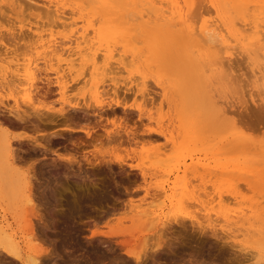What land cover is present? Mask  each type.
<instances>
[{
  "label": "rangeland",
  "instance_id": "1",
  "mask_svg": "<svg viewBox=\"0 0 264 264\" xmlns=\"http://www.w3.org/2000/svg\"><path fill=\"white\" fill-rule=\"evenodd\" d=\"M0 1V83L5 82V86L4 84L2 86L1 83L2 87H0L2 91H5L3 93L0 91V102L3 99L2 105L0 104V119H2L0 121L5 122L3 126L8 129L10 137L23 135V139H10L13 148L18 151L17 156L15 154V165L18 170L16 172L18 173L11 169V175L7 173L4 175L7 168L3 165V163L5 164L4 160L0 162V172L4 169L3 175L0 174L1 232L9 234L11 238V231H15L21 239H19L20 244L25 248L27 243L23 241L22 232L27 223L24 220L23 222L19 220L18 213L21 209L23 212L26 211V217L31 221L33 233L39 239L37 240L38 245L50 250L53 254L48 257L49 253L41 252L43 264H152L154 253L152 246L158 241H164L162 244L169 245L165 246L163 250L165 254L161 253L158 258L156 257L164 264H264V234L255 232L259 225L264 224V182L258 178L262 168L261 158L264 156V88L260 86V82L253 75L251 76L254 59H249L246 52L240 48L241 44L237 45V42L231 40L228 33L221 28L215 29L214 39L218 43L229 44V47L233 48H227L229 52L236 51L234 57L224 54L228 60L224 57L223 59L227 64H230V69L228 66L225 67L227 64H224L223 61L227 71L225 75L221 74L220 70H224V68L220 67L217 69L218 71L216 70L219 61L217 58L205 56L200 58L199 52L202 53V51L199 49L200 43H197L200 35L199 27L205 20H211V18L213 20L216 16L213 9H210L209 2L207 3L206 0H204L205 2L202 0L186 2L185 0H160L161 3L156 4V7L159 10L161 8L167 10L166 15H169L166 18H161L155 15L148 16L139 2L131 4V0H113L121 5L109 8L94 4L92 0H82V3L81 0ZM61 2L64 8L55 10L54 4ZM201 3H205L203 7ZM186 4L191 9L193 6L195 8L193 12L188 13L187 17L184 16V19L170 17L169 11L172 10V7L176 10L177 7L183 6L184 10H182L186 12L188 7ZM205 5H208L209 9L213 11L211 14L208 13L211 17L207 11L203 12V8L208 9ZM52 9L54 10L52 11ZM139 12L142 14L144 12L145 16L139 15ZM116 31L127 33L130 36H108L106 38L100 36L101 33L108 34ZM248 32L247 30L245 34H250ZM15 37L16 39H14ZM21 37L22 39H20ZM51 44L56 46V49L58 47L55 50L56 52L60 50L59 53H48L50 51L48 46ZM126 44L129 45L126 46ZM186 45L191 49L189 53L186 52ZM65 47H69L67 48L69 50ZM87 47L92 48L91 55L96 58L93 59V61L95 60L94 65L90 61L83 63L84 61L81 60L84 56L80 55H84L83 52ZM129 47H131L130 50ZM155 49H157L156 52ZM236 49L241 52L240 55L237 54ZM96 53L100 54V57L102 55L103 58H99ZM106 61L107 63H105ZM249 62L252 64H248ZM104 65L108 66L112 73L101 72L107 76H104L106 77L104 79L103 74L92 75L93 67L103 68ZM25 66L29 68L28 77L23 75L26 74L23 69ZM109 66H112V69ZM19 68L21 69L17 72L16 69ZM1 70L3 71L1 72ZM15 73H20L22 76L18 77ZM13 74L20 81L12 82L11 80L16 79L11 78ZM46 78H50L53 82L50 85L51 88L49 87L52 93L48 97H41L44 101L41 104L48 103L47 107L50 106L53 109L66 107L61 99L62 96L71 102L83 105L82 103L86 100L83 97L90 100L87 96L89 94L87 89L92 82L97 81L101 86L100 89L103 87L107 92L109 88H114V84L120 88L127 85L122 87L127 89L126 105L132 104L131 107L134 108L137 105H145L147 107L144 106L146 110H143L145 118L141 115L142 120L139 121L140 112L134 108L127 107L129 110L126 109V112H123L121 108H116L117 123H121L118 119L126 116L130 110H134L137 114L133 118L128 113L127 117L130 118L128 120L130 123L126 125L128 128L122 122L124 127L117 129L120 132L119 135L116 136L112 133L116 138L123 137L125 142L118 138L119 141H114L112 144L111 141L110 144H106L107 142L104 140L105 143L102 142V145L97 142L100 144L98 146L94 142H89L91 139H87L88 143L85 140L87 138L85 133L66 131L63 127L74 126L77 129L89 128L93 130L92 125H98L99 122L100 126L103 124L105 127L94 126L97 133L105 134V128L113 129L114 132L116 128L106 119V117L114 116L110 112L103 113L104 116L106 115L105 117H99L91 114L93 112L91 110L92 112L83 118L84 112L77 111V113H73L76 122L71 121L68 126L65 125L68 123H64V126L61 120L57 124H50L51 126L41 124L38 132L31 129L32 125L29 122H27L29 125H25L26 128L23 129L11 126L10 115L8 119L4 118L8 117L5 106L10 107L14 104V99H18L20 107H28L24 106L25 102L22 101L23 97H20V89L30 87L32 89L35 85L40 87L45 84ZM56 80L66 83L68 88L65 87L67 89H64V93L55 83ZM87 80L88 82H86ZM10 81L12 86L6 83ZM226 81H230V83H226ZM29 82H33L34 87L33 85L29 86ZM83 83L85 84L83 85ZM6 84L8 86L4 88ZM142 84L148 86L149 90L146 89V92H143L144 96L147 95L145 98L142 93L137 92L138 87ZM81 85L82 88H80ZM46 88V84L43 85V89ZM128 88L132 93L128 92ZM111 94L109 93L110 96H112ZM149 96L152 99H148ZM107 97L106 100L109 98ZM78 99H81L82 102L80 103ZM144 99H148V103ZM219 106H225L224 109L227 106L229 110H226L229 112L219 115ZM144 107L142 106V108ZM146 114H149L152 119H148ZM30 120L32 121V118ZM141 122H144L143 127L140 125ZM132 125L136 128L135 130L139 131L140 129L141 134L139 132V135L138 131L136 133L138 137L134 134ZM129 127H131L130 130ZM147 127L171 131V141L168 142L163 136L146 132ZM181 128L183 134L182 131L180 132ZM122 131L125 134H131L126 138L124 132L123 135L121 134ZM128 131L130 132L128 133ZM169 132L167 131L168 134ZM50 133H57L56 138L53 136L52 142L47 144L48 148L52 147L53 151L50 149L44 151L40 144H46V141L40 137L44 134V136H49ZM59 133L62 135H58ZM34 136H37L36 142L32 138ZM136 137L139 139L137 140ZM126 139L129 141L127 142ZM148 139H153L156 142L152 141L153 143L150 142V144L148 142L151 140ZM73 140H79L83 145L79 141V143L76 141L75 143ZM141 140L144 142L142 143ZM85 141L87 143L84 145ZM164 141L166 144L163 145ZM119 142L121 147H136L137 149H140L143 144L145 147H152L155 143L153 148H156L157 154L142 162L143 160H140L137 155L130 153L129 156H126L125 153H122L125 149L123 151L119 149L117 151L120 154L114 152L113 155L122 153L126 157V163L120 165L115 161H111V163L104 161L105 156L107 157H105L106 161L112 159L109 152L106 155L100 154L101 156L95 153L96 146L107 148L108 145L110 147ZM160 144L162 146L158 148ZM95 155L96 157H94ZM97 156L100 161H97ZM87 158L89 159L87 160ZM159 158L162 160H159L160 163ZM70 159L75 160H71V162ZM192 164H205L214 169L223 166L226 169H220L221 172L218 171L220 172H217L218 174L205 172L206 175L204 173L201 176L191 172L189 166ZM185 165L190 168L186 172ZM142 171L147 173L146 181L142 180ZM176 177H178L180 188L177 190L178 196L172 203L162 195L158 197L160 203L155 201L153 203L155 205L149 208L154 214L147 217V221H145L146 217L138 219L137 216H134L137 214V211L133 210L136 205L140 206V209L143 208L142 210L147 209L144 206H149L147 204L153 198L152 195L143 199L147 187L153 194L158 183L166 182V187L168 184L171 186V182ZM94 182L95 184H93ZM61 183L62 187L59 186ZM53 188H56L54 194ZM182 190L186 192L183 193ZM22 193L30 194L32 204L34 202L33 207L31 206L32 209L27 210L28 206L23 202ZM202 193H205V197ZM219 195L221 196L219 197ZM56 197L60 200H56ZM184 197L186 200H183ZM178 198L186 203L183 204L180 201L182 202L180 205V202L177 203ZM67 200L73 201L71 204L76 203V206L75 204L71 206ZM201 200L202 203L204 201L203 204ZM210 200L212 201L210 202ZM128 205H131V209ZM139 208L138 210H140ZM56 209L62 210V213L59 210V212H55ZM32 212L35 214H31ZM51 212L53 215L50 214ZM223 215H232L231 218L235 219L240 217L241 220L231 224L230 221L226 222L223 219ZM152 219L154 222L151 226ZM242 219L244 220L242 221ZM146 222L150 226L140 233V227H146ZM125 240L128 244L124 245ZM33 244H36L35 241ZM25 250V252L28 251L27 247ZM42 250L44 252V249ZM0 253L2 252L0 251ZM3 254H0V258H3L4 264H16L11 262V257H6ZM135 254H143L144 263L137 262L134 259ZM234 255L242 257L238 259ZM235 258L239 261H233Z\"/></svg>",
  "mask_w": 264,
  "mask_h": 264
},
{
  "label": "bare ground",
  "instance_id": "2",
  "mask_svg": "<svg viewBox=\"0 0 264 264\" xmlns=\"http://www.w3.org/2000/svg\"><path fill=\"white\" fill-rule=\"evenodd\" d=\"M8 1H10V0H8ZM93 2H94V4H98V5H100V6H102L103 8H109V7H112V6H116V5H121V4H117V3H115L113 0H92ZM132 2H131V4H135V3H137V2H139V4L141 5V7H142V9H144L145 10V14H147L148 16H150V15H155V16H157V17H161V18H166V17H168L169 15H166V12H167V10H163L162 8H161V10H159L157 7H156V4H158V3H161V2H159L160 0H131ZM186 1H188V0H185V2ZM203 2H205L204 0H202ZM207 1V3L209 2V6L211 7L210 9H213V11L215 12V18H213V20H212V18H211V20H205L203 23H202V25L199 27V40L197 39V41H199V42H197V43H200V47H199V49L202 51V53L201 52H199V54H201L200 55V58H201V56H205V57H208V58H211V57H214V58H217L219 61L217 62V64H215V65H217V68H216V70L217 69H220V67H221V69H223L224 68V64H227L225 61H224V59H226L225 58V56H224V54L225 55H227L228 54V56H233V55H235V53L234 52H236V51H234V52H229L228 50H227V48H231V47H229V44L227 45V44H222V43H218L215 39H214V32H215V29H217V28H221V30H225L227 33H228V35H229V37L231 38V40H234L235 42H237V45H238V43L239 44H241L240 46V48L241 49H243L245 52H246V54H247V57L249 58V59H254V62H252V63H254V67H253V69H252V73L253 74H251V76L253 75L254 77H255V79L258 81V82H260V86H262V88H264V0H206ZM3 2H5V0H3ZM2 2V3H3ZM0 3H1V1H0ZM9 3H13V2H9ZM78 3V2H77ZM76 3V4H77ZM81 3H82V0H81ZM83 3H85V4H87V2H84L83 1ZM163 3V2H162ZM174 3L175 4H177L175 1H174ZM189 3V2H188ZM8 4V3H7ZM129 4V3H128ZM202 4V3H201ZM205 3H203L201 6L203 7V5H204ZM9 5V4H8ZM12 5V4H11ZM29 6H31V4H28ZM178 5H179V3H178ZM187 5V4H186ZM208 5H205L206 7H208V9H204L203 8V12L204 13H206V11H207V14L208 13H210L211 14V12H213L212 10H210L209 9V6ZM10 6V5H9ZM75 6V5H74ZM78 6V5H77ZM92 6V5H91ZM170 6V5H169ZM188 7H187V9H186V12L184 11L183 12V6L182 7H177L176 8V10H174L175 8H173L172 7V10L170 9V17H172V18H175V17H178V18H183L184 16H188V13H190V12H193L194 10L193 9H195L194 8V6L192 7V9L190 8V6L189 5H187ZM201 6L199 5V8H201ZM85 7V6H84ZM54 8H55V10H57L58 11V9L60 10H62L63 8H64V6H63V4H62V2L60 3V4H54ZM198 8V9H199ZM183 9V10H182ZM54 9H52V11H53ZM101 10V9H100ZM190 10V11H189ZM201 10H202V8H201ZM209 10V11H208ZM140 13V14H139ZM138 14L139 15H144V12H143V14L141 13V12H139ZM169 14V13H168ZM206 14V15H207ZM210 14H208L209 16H210ZM137 16V15H136ZM145 16V15H144ZM211 17V16H210ZM156 18V17H155ZM128 19V18H127ZM170 19V18H169ZM184 19V18H183ZM55 22H57L56 20H55ZM65 24V23H64ZM72 24V23H71ZM73 25V24H72ZM247 30L249 31L248 33H250V34H245L246 32H247ZM223 33V32H222ZM221 33V34H222ZM11 35V34H10ZM27 35V34H26ZM21 36V35H20ZM100 36H104V37H101V38H106V37H108V36H110V37H126V36H130L129 34H127V33H123V32H111V33H105V34H103V33H101L100 34ZM12 37V36H11ZM26 37V36H25ZM78 38V37H77ZM100 38V39H101ZM14 39H16V37L14 38ZM20 39H22V37L20 38ZM19 39V40H20ZM84 39V38H83ZM25 40V39H24ZM23 40V41H24ZM189 40V39H188ZM16 41H18V40H16ZM15 41V42H16ZM19 42V41H18ZM139 42V41H138ZM196 42V41H195ZM136 43H137V41H136ZM193 43V42H192ZM191 43V44H192ZM225 43V42H224ZM16 44H17V42H16ZM19 44V43H18ZM27 44V43H26ZM30 44V43H29ZM61 44V43H60ZM236 44V43H235ZM21 45H22V47H23V44L21 43ZM129 45V44H128ZM127 44H126V46H128ZM236 45V46H237ZM19 47H20V45H18ZM24 46H26V45H24ZM16 47V46H15ZM15 47H14V49H15ZM33 47V46H32ZM190 47H191V45H190ZM28 48V47H27ZM50 48V49H49ZM61 48V47H60ZM66 48V47H65ZM67 48H69V47H67ZM66 48V49H67ZM13 49V50H14ZM22 49V48H21ZM48 49L50 50L48 53L49 54H52V53H59V51L60 50H58L57 52H56V50L58 49V47H57V49H56V46H54V45H49L48 46ZM47 49V50H48ZM56 49V50H55ZM64 49V48H63ZM92 48H89V47H87L86 49H85V51L83 52L84 53V55L83 54H81L80 56H84L83 57V59H81L82 61H84L83 63H88L89 61L90 62H92V64H93V62L95 63V60L93 61V59H96V58H93V55H91L92 53H91V50ZM131 49V47H129V50ZM231 49H233V48H231ZM25 50H26V47H25ZM62 50V49H61ZM67 50H69V49H67ZM108 50V49H107ZM186 52L187 53H189V51L191 50L189 47H188V45H186ZM238 52H237V54L239 53V55H240V51L238 50V49H236ZM80 51V50H79ZM82 51V50H81ZM80 51V52H81ZM89 51V52H88ZM157 51V49H155V52ZM231 51V50H230ZM243 51V52H244ZM46 52V51H45ZM47 53V54H48ZM75 53V52H74ZM80 54V53H79ZM96 54H98V53H96ZM236 54V55H237ZM243 54V53H242ZM241 54V55H242ZM245 53L243 54V55H246ZM62 55V54H61ZM76 55H77V53H76ZM53 56V55H52ZM78 56V55H77ZM97 56H99V58H101L102 57V55H101V57H100V54H98ZM133 56H135V55H133ZM76 57V56H75ZM109 57V56H108ZM125 57H126V55H125ZM223 57H224V59H223ZM234 57V56H233ZM244 57V56H243ZM255 57V58H254ZM74 58V57H73ZM103 58V57H102ZM137 58V57H136ZM246 58V57H245ZM259 58V59H258ZM78 59V58H77ZM107 59V58H106ZM127 59V58H126ZM222 59V60H221ZM244 59V58H243ZM102 60H104V59H102ZM102 60H100L101 62H102ZM226 60H228V59H226ZM232 60H234V59H232ZM75 61V60H74ZM107 61H108V59H107ZM107 61L105 62V63H107ZM222 61V62H221ZM225 63H224V62ZM231 61V60H230ZM235 61V60H234ZM72 62V61H71ZM76 62V61H75ZM96 62H98V60H96ZM109 62V61H108ZM220 62V63H219ZM233 62V61H232ZM112 63H113V61H112ZM207 63V61L205 62V64ZM215 63V62H214ZM224 63V64H223ZM251 63V64H252ZM108 64H110V63H108ZM114 64V63H113ZM209 64H211V63H209ZM229 64V63H228ZM226 65L225 67H227L228 66V68L230 69V64L229 65ZM248 64H250V62L248 63ZM250 64V65H251ZM23 65V64H22ZM68 65V64H67ZM71 65V64H70ZM94 65V64H93ZM103 65V64H102ZM204 67H205V65L204 64H202ZM214 65V64H213ZM17 66V65H16ZM101 66V65H100ZM100 66L98 67H93L92 69H91V73H92V75H97V74H103V73H101V72H105L106 74H110V73H112V70L111 71H109V68H108V66L106 67L105 65H104V67L103 68H100ZM208 66V65H207ZM223 66V67H222ZM230 66V67H229ZM247 66H249V65H247ZM20 67H21V65H20ZM82 67H83V64H82ZM87 67V66H86ZM102 67V66H101ZM110 67V66H109ZM112 67V66H111ZM110 67V69H112ZM4 68V67H3ZM114 68V67H113ZM119 68V67H118ZM206 68V67H205ZM204 68V70H206ZM227 68V69H228ZM6 69V68H5ZM20 69L21 68H19V69H16V71L17 72H19L20 71ZM24 70H25V72H26V74H23L24 76L26 75L27 77L29 76V74H28V70H29V68L27 67V66H25L24 68H23ZM115 69H116V67H115ZM207 69H209V67H207ZM215 69V68H214ZM250 69V68H249ZM225 70V71H224ZM224 70H220V71H222V73L221 74H223L224 73V75H225V73H226V68H224ZM232 70V69H231ZM230 70V71H231ZM3 70H1V72H2ZM15 71V72H16ZM114 71V70H113ZM116 71V70H115ZM114 71V72H115ZM218 71V70H217ZM228 72L229 74L231 73V72ZM250 71V70H249ZM117 72V71H116ZM206 72V71H205ZM58 73H59V71H58ZM218 73V72H217ZM250 73V72H249ZM216 74V73H215ZM15 75L16 76H18V77H21L22 76V74H20V73H15ZM13 77H11V78H16V79H13V80H11L12 82L14 81V83H16L15 81H17V80H19L20 81V79L18 78V77H14V74L12 75ZM103 76V79L104 78H106L107 76L106 75H102ZM104 76H106V77H104ZM232 76V75H231ZM109 77V76H108ZM209 77V76H208ZM215 77V76H214ZM226 77V76H225ZM9 78V77H8ZM110 78H111V76H110ZM113 78V77H112ZM230 78V77H229ZM102 79V80H103ZM233 79V78H232ZM231 79V80H232ZM44 80V79H43ZM111 80V79H110ZM224 80V79H223ZM226 80V79H225ZM6 81V80H5ZM9 81V80H8ZM11 81L10 82H6V83H8V85H11ZM23 81V80H22ZM106 81V80H105ZM104 81V82H105ZM211 81H212V78H211ZM211 81H209V82H211ZM3 82V81H2ZM1 82V83H2ZM85 82V81H84ZM86 82H88V80L86 81ZM99 82H100V80H99ZM213 82V81H212ZM1 83H0V87H2L3 86V84H4V86H5V82L4 83H2V86H1ZM20 83V82H19ZM18 83V84H19ZM30 83V85L29 86H31V85H33V87H34V84H33V82H29ZM44 83V82H43ZM55 83L56 84H58V86H59V89H61L62 91H63V93H64V89L66 90L68 87L64 84V83H62L61 81H59V80H56L55 81ZM78 83V82H77ZM217 83H218V81H217ZM226 83H230V81L229 82H227L226 81ZM257 83V82H256ZM13 84V83H12ZM18 84H15V85H18ZM21 84H22V82H21ZM46 84V86H47V88L46 89H43V85H45ZM45 84H43L42 86H40V87H38V86H36L35 85V87L34 88H32L31 89V87L30 88H25V89H20V91L18 90L19 88H17V90L19 91V92H21V96L20 97H23V102H25V104H24V106L26 107V106H28V107H26V108H22V107H20V105H18V103H19V101L17 102V100H15L14 99V104H12L10 107H7V106H5L6 108V111H8V117L7 116H5V114H4V118H9V115H10V117H11V126L13 125V127H21V129H23V128H26V126H28L29 124H27V122H29L32 126V128L31 129H34V131L35 130H37V132L40 130L39 128H40V126H42L41 124H43V125H46V124H48V125H50V124H52V125H54V124H57V122L59 121V120H61V122H63V125H64V123H68V124H65L66 126H68V125H70V122L72 121V122H76V121H74V119H75V117H74V112H76L77 113V111H82V113H83V118H85V117H87V115H88V113L90 112H92L91 114H95V115H98L99 117H105L104 115H103V113H106L107 114V112H110V113H112L111 115H114V116H112V118H108V117H106V119H107V121H109L110 123H112L113 124V126L116 128V131H114L113 132V129L112 130H107V128H105L106 129V133L105 134H102L103 132H100V134L99 133H97L95 130H94V128L96 127V125H92V129L93 130H90L89 128L87 129V128H81V129H77V128H75L74 126H68V127H63L66 131L67 130H70L71 132H75V131H81V132H83V133H85V135H86V137L87 138H85V140L87 141V139H91L89 142H94V144H97V146L98 145H102V142L103 143H105V142H107L106 144H110V142H111V144L114 142V141H119V139L118 138H116V137H114L113 135H112V133H114V134H116V136H118L119 135V131L117 130L118 128H121L123 125L124 126H126V125H128L127 123H130L128 120H130V118H128L127 117V114L129 113H127L126 114V116H124V117H120V119H118L119 121H121V123L123 122V125L120 123V122H116V116H115V110H116V108H121V109H123V112L125 111L126 112V109H128V108H130V109H133L134 107H131V105L130 104H128V105H126L127 103L125 102V99L128 97H126V92H127V89L125 90V88H122V87H126L127 85H123L121 88H120V86H117L116 84H114V88L112 89V88H109L108 89V92L105 90V89H103V87L100 89V84L96 81V82H92L91 84H90V87H89V89H87V91L89 90V94L87 93V92H85V93H87L88 95L87 96H89V99L90 100H88L87 98H84L83 97V95L81 94V96L83 97V99H86L85 101H84V103H82L83 105H81V104H79L78 102H71V100H68L67 98H65L64 96H62V100H63V102H64V104L66 105V107H61V108H59V109H53V108H51L50 106H46V104H48V103H46V104H41L42 103V101H43V99H41V97H48V95L50 94V93H52V90H50V85H52L53 84V82L51 81V79L50 78H46L45 79ZM85 83H83V85H84ZM103 84V83H102ZM7 84H6V87H4V88H7V86H8ZM25 85V84H24ZM87 85V84H86ZM110 85V84H109ZM139 85V84H138ZM259 85V84H258ZM12 86V85H11ZM28 86V87H29ZM104 86V85H103ZM111 86H113V85H111ZM110 86V87H111ZM162 86V85H161ZM15 88H16V86H14ZM50 87V88H49ZM65 87H67V88H65ZM79 87V86H78ZM85 87V86H84ZM132 87V86H131ZM80 88H82V85H81V87ZM148 88V86H146L145 84H142L141 86H139L138 87V90H137V92H140V93H142L143 94V98H145L147 95L145 94V96H144V93L146 92L145 90ZM13 89V88H12ZM43 89V90H42ZM86 89V88H85ZM112 89V91L111 92H109V90H111ZM123 89V90H122ZM131 89H133V88H131ZM213 89V88H212ZM6 90V89H5ZM14 90V89H13ZM79 90V89H78ZM104 90H105V92H104ZM130 90V88H128V92H130L129 91ZM148 90V89H147ZM215 90V89H214ZM264 90V89H263ZM0 91H2L1 90V88H0ZM85 91V90H84ZM132 91V90H131ZM145 91V92H144ZM149 91V90H148ZM3 92H5V91H2V93ZM10 92V91H9ZM18 92V93H19ZM83 92V91H82ZM136 92V91H135ZM144 92V93H143ZM1 93V92H0ZM6 93H7V90H6ZM77 93H79V91H77ZM109 93L112 95V96H110L109 95ZM130 93H132V92H130ZM129 93V94H130ZM148 93V92H147ZM207 93H208V91H207ZM7 95V94H6ZM86 95V94H85ZM128 95V94H127ZM148 95H149V93H148ZM214 95V94H213ZM213 95H211L212 97H213ZM217 95H219V94H217ZM5 96V95H4ZM19 96V95H18ZM110 98V100H109V98ZM215 96V95H214ZM8 97V96H7ZM86 97V96H85ZM106 97L108 98L107 100H106ZM141 97H142V95H141ZM9 98V97H8ZM142 98V99H143ZM149 98H151V96H149L148 97V99ZM1 99V98H0ZM136 99V98H135ZM148 99H144V101H146L147 103H148ZM152 99V98H151ZM206 99V98H205ZM3 100V99H2ZM2 100H1V102H2ZM11 100V99H10ZM39 100H41V101H39ZM47 100V99H46ZM79 100V99H78ZM81 100V99H80ZM79 100V101H80ZM77 101V100H76ZM86 101H88V102H86ZM143 101V100H142ZM150 101V100H149ZM1 102H0V104H1ZM44 102V101H43ZM82 101H80V103H81ZM222 102V101H221ZM145 103V102H144ZM215 103V102H214ZM142 104H143V102H142ZM142 104H140V105H142ZM146 104V103H145ZM206 104V103H205ZM216 104V103H215ZM222 104V103H221ZM2 105V104H1ZM0 105V106H1ZM113 105H115V107H113ZM214 105V104H213ZM9 106V105H8ZM143 107L145 106V105H142ZM142 106H139V105H137L134 109H136V110H138L140 113V116L138 117V119H139V121L140 120H142L141 118L145 115H143V110L145 109V107L144 108H142ZM215 106V105H214ZM229 106V105H228ZM128 107V108H127ZM220 107V106H219ZM218 107V109H219V112L220 113H218L219 115L220 114H222V115H225L227 112H229L228 110V108H227V106H226V108L224 109V107L223 106H221L220 108ZM147 108V107H146ZM217 109V107H214V109ZM226 109H228V110H226ZM4 110V109H3ZM92 110V111H91ZM129 110V109H128ZM146 110V109H145ZM150 110V109H149ZM213 110V109H212ZM233 110V109H232ZM122 111V110H121ZM130 111H132V110H130ZM134 111V110H133ZM214 111V110H213ZM234 112V111H233ZM232 112V113H233ZM109 114V113H108ZM150 114V113H149ZM147 115L148 116V119H152L151 118V116L150 115ZM76 115V114H75ZM141 115H142V117H141ZM77 116V115H76ZM91 116V115H90ZM108 116V115H107ZM146 116V117H147ZM233 116V115H232ZM2 117H3V113H2ZM89 117V116H88ZM216 117V116H215ZM3 118V119H4ZM32 118V121L30 120ZM96 118H98V117H96ZM143 118H145V117H143ZM220 118V117H219ZM78 119V118H77ZM80 119V118H79ZM90 119V118H89ZM105 119V120H106ZM0 120H2V119H0ZM63 120V121H62ZM82 120V119H81ZM216 120V119H215ZM236 120V119H235ZM6 121V120H5ZM79 121V120H78ZM84 121V120H83ZM96 121V120H95ZM9 122V121H8ZM81 122V121H80ZM79 122V123H80ZM96 122H98V121H96ZM236 122V121H235ZM5 122L4 121H0V162H1V160H4V162H5V164L3 163V165H5V167L7 168L6 170H7V172H2L4 169H2V173L0 172V174H2L3 175V173H4V175H6V173L7 174H9V175H11V169L13 170V171H18L17 170V167H16V165H15V154L17 153L18 154V151L17 150H15L14 148H13V146H12V143H11V141H10V139H12V138H14V139H17V138H22L23 139V135H21V134H19L18 136H13V137H10V135H9V131H8V129L6 128V127H4L3 126V124H4ZM59 123V122H58ZM78 123V122H77ZM142 123V122H141ZM144 123V122H143ZM140 124V125H142V127H143V125L144 124ZM61 124V123H60ZM72 124V123H71ZM76 124V123H75ZM94 124V123H93ZM139 124V123H138ZM137 124V125H138ZM9 125V124H8ZM26 125V126H25ZM64 125V126H65ZM87 125V124H86ZM98 125L100 126V124H99V122H98ZM97 125V126H98ZM146 125V124H145ZM228 125H230V124H228ZM10 126V127H11ZM51 126V125H50ZM62 126V125H61ZM101 126H104L103 124L101 125ZM100 126V127H101ZM123 126V127H124ZM130 126V125H129ZM182 126V125H181ZM185 126H187V125H185ZM9 127V128H10ZM45 129H46V127L45 126H43ZM105 127V126H104ZM103 127V128H104ZM127 127V126H126ZM132 127H133V125H132ZM141 126H139V128H140ZM141 127V128H142ZM146 127V126H145ZM128 128V127H127ZM130 128L131 127H129V130H130ZM187 128V127H186ZM30 129V128H29ZM105 129H103V130H105ZM124 129V128H123ZM133 129H134V134H136L137 133V131L138 130H135L136 128L135 127H133ZM132 129V130H133ZM147 130H146V132H148V133H151V134H156V135H160V136H163V137H165L166 138V140L169 142V141H171V137H170V132H169V130H167L168 132H169V134L167 133V131H166V129H163V128H156V129H154V128H150V127H147L146 128ZM189 129V128H188ZM191 129V128H190ZM59 130V129H58ZM119 130H121V129H119ZM125 130V129H124ZM143 130V129H142ZM55 131V130H54ZM64 131V130H63ZM95 131V135H94V132ZM136 131V132H135ZM182 131V128H181V130H180V132ZM186 131H188V130H186ZM57 132V131H56ZM124 131H122L121 132V134L123 133ZM126 132H127V130H126ZM130 131H128V133H129ZM139 132H140V129H139V131H138V134H139ZM144 132H145V130H144ZM143 132V133H144ZM145 132V133H146ZM58 133V132H57ZM57 133H55V134H51L50 133V135L48 136H42V137H40V138H42V140L43 141H46V144H40L41 146H43V148L44 149H42V150H49L50 149V151H53V149H51V148H48L49 146V143L50 142H52V139L54 138L53 136H55V138H56V135H57ZM64 133V132H63ZM144 133V134H145ZM148 133H146L147 135H148ZM186 133V132H185ZM68 134V133H67ZM118 134V135H117ZM123 134H125V132L123 133ZM122 134V135H123ZM131 134V133H130ZM129 134V135H130ZM133 134V133H132ZM140 134H141V132H140ZM139 134V135H140ZM182 134H183V131H182ZM42 135V134H41ZM58 135H62V134H58ZM70 135V134H69ZM128 134H125L124 135V137L126 136V138L129 136H127ZM137 135V134H136ZM146 135V136H147ZM83 136V135H82ZM121 136V135H120ZM132 136V135H131ZM135 136V135H134ZM143 136V135H142ZM25 137V136H24ZM28 137V136H27ZM37 137V136H36ZM35 136L34 137H32L34 140H35V142L38 140L37 138H36ZM39 137V136H38ZM65 137V136H64ZM137 137H138V135H137ZM136 137V138H137ZM148 137H150V136H148ZM162 137V138H163ZM26 138V137H25ZM59 138H60V136H59ZM71 138V137H70ZM74 138V137H73ZM80 138V137H79ZM130 138H134V137H130ZM129 138V139H130ZM157 138V137H156ZM57 139H58V137H57ZM66 139V138H65ZM69 139V138H68ZM72 139V138H71ZM76 139H78V138H76ZM122 140H123V142H125L124 140V138L122 137L121 138ZM120 139V140H121ZM139 138H137V140H138ZM142 139H143V137H142ZM18 140V139H17ZM29 140V139H28ZM30 140H32V139H30ZM39 140H41V139H39ZM64 140V139H63ZM104 140H105V142H104ZM127 140V142L129 141L128 139H126ZM148 140H151V139H148ZM157 140V139H156ZM20 141V140H19ZM54 141V140H53ZM56 142L58 141V140H55ZM72 141V140H71ZM74 141V140H73ZM77 143H79L80 141L79 140H75ZM74 141V142H75ZM79 141V142H78ZM82 141V140H81ZM84 141V140H83ZM84 142V145H85V143H87V142ZM136 141V140H135ZM152 141H155V140H151V141H147L148 143H153ZM159 141V140H158ZM75 142V143H76ZM88 142V143H89ZM100 143V144H98V143ZM122 142V141H121ZM122 142V143H123ZM130 142H132L131 140H130ZM137 142V141H136ZM135 142V143H136ZM141 142H142V140H141ZM144 142V141H143ZM142 142V143H143ZM156 142V141H155ZM32 143V142H31ZM69 143V142H68ZM71 143V142H70ZM134 143V142H133ZM141 143V144H142ZM146 143V142H145ZM147 143V144H148ZM150 143V144H151ZM164 143L166 144V142L164 141L162 144L164 145ZM48 144V145H47ZM63 144H65V143H63ZM80 144H82V142H80ZM90 144H92V143H90ZM119 144V145H118ZM125 144V143H124ZM123 144V145H124ZM147 144H145V145H147ZM155 144V143H154ZM153 144V145H154ZM33 145V144H32ZM36 145V144H35ZM47 145V146H46ZM76 145V144H75ZM74 145V146H75ZM83 145V144H82ZM87 145V144H86ZM93 145V144H92ZM153 145H152V147H145L144 146V144H143V146L138 150L136 147V149L135 148H126V147H121V145H120V142L119 143H117V144H115V145H113V146H110V147H108L107 146V148H103L102 146H99V147H97L96 145V154L98 153L99 155L101 154V155H106V153L108 154V152L109 153H111V155H112V159H109V160H107L106 161V158L104 157V161L105 162H108V161H110V163H111V161H115V163L117 162L118 164H120V165H122V164H124V163H126V157L125 156H123L122 155V153H125V155L126 156H129V154L130 153H132V154H134V155H137V157L140 159V160H143L142 162H144V160H149V159H151L152 158V156H154V154H155V156H156V148H153ZM55 146V145H54ZM73 146V145H72ZM80 146V145H79ZM104 146V145H103ZM106 146V145H105ZM104 146V147H105ZM126 146V145H125ZM158 146V145H157ZM156 146V147H157ZM160 147H158V148H161V144L159 145ZM40 147V146H39ZM57 147H58V144H57ZM61 147V146H60ZM100 147H102V148H100ZM155 147V146H154ZM61 148H63V147H61ZM68 148H69V145H68ZM77 148H78V146H77ZM18 149H21V148H18ZM40 149V148H39ZM64 149V148H63ZM76 149V148H75ZM119 149H122V151H123V149H125V151L124 152H122L121 150V155H118V154H120V153H118V151L117 150H119ZM66 150H68V149H66ZM70 150V149H69ZM72 150H74V149H72ZM78 150V149H77ZM55 151V150H54ZM57 151V150H56ZM158 151V150H157ZM21 152V151H20ZM69 152V151H68ZM118 153V154H116V155H113V153ZM127 152V153H126ZM48 153V152H47ZM47 153H46V156H47ZM71 153V152H70ZM76 153V152H75ZM74 153V154H75ZM93 153V155H94V152H92ZM114 153V154H115ZM163 153V152H162ZM17 154H16V156H17ZM43 154H45V153H43ZM53 154V153H52ZM73 154V153H72ZM160 154V153H159ZM76 155V154H75ZM98 155V156H99ZM100 155V156H101ZM165 155V154H164ZM164 155H162V156H164ZM77 156V155H76ZM75 156V157H76ZM92 156V155H91ZM98 156H97V161H100V160H98L99 158H98ZM114 156V157H113ZM154 156V157H155ZM74 157V158H75ZM94 157H96V155L94 156ZM153 157V158H154ZM19 158V157H18ZM60 158H62V157H60ZM70 158V157H69ZM110 158V157H109ZM129 158V157H128ZM131 158H133V157H131ZM64 159V158H63ZM89 158H87V160H88ZM101 159V158H100ZM72 159H70L69 161H71ZM73 160H75V159H73ZM72 160V161H73ZM159 160H161V158H159L158 159V161ZM56 161V160H55ZM54 161V162H55ZM59 161V160H58ZM71 161V162H72ZM162 161V160H161ZM163 161H164V159H163ZM260 161V160H259ZM20 162V161H19ZM78 162V161H77ZM102 162V161H101ZM100 162V163H101ZM104 162V163H105ZM146 162V161H145ZM167 162H169V161H167ZM79 163V162H78ZM90 163V162H89ZM159 163H160V161H159ZM61 164V163H60ZM183 164H185V163H183ZM182 164V165H183ZM59 165V164H58ZM119 165V166H120ZM197 165V166H196ZM260 165H262L261 167V169H260V174L258 175V178L262 181V182H264V156H263V158H261V164ZM4 167V166H3ZM123 167V166H122ZM185 167H187L186 165H185ZM191 169H190V168ZM189 167H187L186 169H185V172L188 170V169H190V170H192L191 172L193 173V174H196V173H198V174H200L201 176L206 172H210V173H212V172H214V173H216V174H218V173H220L221 171H220V169L221 170H223V169H226V167H223V166H221V167H218V168H213V167H211V166H207V165H205V164H192V165H190ZM36 169V168H35ZM122 169V168H121ZM5 170V171H6ZM86 170H88V169H86ZM89 171V170H88ZM216 171V172H215ZM218 171H220V172H218ZM36 172V171H35ZM218 172V173H217ZM231 172V171H230ZM16 173H18V172H16ZM206 173H205V175H206ZM223 173V172H222ZM35 174V173H34ZM188 174V173H187ZM208 174V173H207ZM61 176V175H60ZM10 177V176H9ZM32 177V176H31ZM58 177V176H57ZM56 177V178H57ZM141 177H142V180H144V181H146V177H147V173L146 172H144V171H142L141 172ZM204 178H205V176H203ZM10 179V178H9ZM170 179V178H169ZM93 180V179H92ZM91 181V180H90ZM166 183V182H165ZM164 182H161L160 184L158 183V185L155 187V192L152 194V193H150L149 192V187H147L145 190H146V195L143 197V199H146V197L148 198V197H151L152 195H153V198H152V200H151V202H149V204H147V205H149V206H144V207H147V209H144V210H142V209H140L139 207H138V205H136V208H132L133 210H135V211H137V214L135 215L134 214V216H137V218L138 219H141V218H144V217H146L145 218V221H147V217H149V216H151V215H153L154 213H153V211H150V209L149 208H151L152 206H154L155 204H153L155 201L156 202H158V203H160V201H158V197H160V196H162V195H164V197H166L169 201H170V203H172L173 201H174V199L176 198V196H178L177 195V193H179V192H177V190L180 188L179 187V185H180V183H179V185H178V177H176L175 178V180H173L171 183H172V185L170 186L168 183V186L166 187V184H165ZM88 184V183H87ZM86 184V185H87ZM93 184H95V182L93 183ZM92 184V185H93ZM61 185V187H62V183L61 184H59V186ZM28 186V185H27ZM56 186V185H55ZM94 186V185H93ZM97 186V185H96ZM95 186V187H96ZM182 186V185H181ZM187 186V185H186ZM64 187V186H63ZM86 187V186H85ZM83 188V187H82ZM88 188V187H87ZM54 189V188H53ZM66 189V188H65ZM28 190V189H27ZM55 190H56V188L53 190V194H54V192H55ZM89 190V189H88ZM91 191V190H90ZM170 191V192H169ZM184 190H182V192H183ZM89 192V191H88ZM169 192V193H168ZM186 192V191H185ZM185 192H183V193H185ZM207 192V191H206ZM32 193V192H31ZM182 193V194H183ZM211 193V192H210ZM61 194V193H60ZM72 194H74V193H72ZM32 195V194H31ZM76 195H77V193H76ZM81 195V194H80ZM84 195H86V194H84ZM92 195V194H91ZM202 195H204V197H205V193L203 194L202 193ZM56 196V195H55ZM181 196V195H180ZM188 196V195H187ZM207 196V195H206ZM221 195H219V197H220ZM53 197V196H52ZM59 197V196H58ZM58 197H56V200H60ZM61 197V196H60ZM71 197V196H70ZM77 197V196H76ZM81 197V196H80ZM85 197V196H84ZM58 198V199H57ZM75 198V197H74ZM82 198V197H81ZM87 198V197H86ZM93 198V197H92ZM22 199H23V202L25 203V205H27L28 206V208H27V210L29 209H32V207H33V204H34V202H33V204H32V198L30 197V194H25V193H22ZM62 199V198H61ZM185 199V197L183 198V200ZM208 199V198H207ZM73 200V199H72ZM78 200V199H77ZM87 200V199H86ZM182 199H179L178 198V202L177 203H179L180 201H182L183 202V204H184V202L186 203V201H183ZM186 200V199H185ZM188 200H190V199H188ZM192 200V199H191ZM215 200V199H214ZM68 201V200H67ZM74 201H76V200H74ZM132 201V200H131ZM164 201H166V200H164ZM212 200H210V202H211ZM22 202V203H23ZM62 202V201H61ZM69 202V201H68ZM84 202V201H83ZM161 202H162V200H161ZM182 202H180L179 204L181 205V203ZM207 202V201H206ZM23 203V204H24ZM55 203H57V202H55ZM60 203V202H59ZM58 203V204H59ZM70 204L71 203H73V201H71V202H69ZM68 203V204H69ZM201 203H202V200H201ZM203 203H204V201H203ZM202 203V204H203ZM75 204V206H76V203H74ZM74 204H71V206L72 205H74ZM175 204V203H174ZM57 205V204H56ZM60 205H63V204H60ZM78 205V204H77ZM140 205H142V204H140ZM163 205H164V203H163ZM179 205V206H180ZM32 206V207H31ZM37 206V205H36ZM129 206V205H128ZM215 206V205H214ZM25 207V206H24ZM79 207V206H78ZM133 207V206H132ZM140 209V210H138V208ZM202 207V206H201ZM35 208V207H34ZM57 208V207H56ZM60 208V207H59ZM70 208V207H69ZM129 208L131 209V205L129 206ZM204 208V207H203ZM61 209V208H60ZM60 209H56V210H54L55 212L57 211V212H59V211H61L60 213H62V210H60ZM63 209V208H62ZM74 209H75V207H74ZM115 209V208H114ZM21 210H23V209H21ZM21 210H19L20 211V213H18L19 214V217H20V221L21 222H23V220L27 223V225H26V228L24 229V228H22V229H24V231L22 232V235H23V241H25L26 243H27V245H26V247H27V252H25L26 250V247L24 248V246H22L21 244H20V238H19V236H18V234L15 232V231H11V238H10V236H9V234H7V233H5V232H1V230H0V251L2 252V253H4L5 254V256L7 257H11V262L13 263V262H15L16 264H43L42 263V259H41V256H42V253H49V255H48V257L50 256V254H52V252H50V250H47V249H45V248H41L38 244L39 243H37V240H39L38 238H36L35 237V235H34V233H33V230H32V227H31V221H30V219L28 218L27 219V217H26V211H21ZM59 210V211H58ZM102 210V209H101ZM28 212V211H27ZM63 212H64V210H63ZM68 212H69V210H68ZM73 212V211H72ZM126 212V211H125ZM30 213V212H29ZM46 213H47V211H46ZM54 213V212H53ZM59 213V214H60ZM31 214H35V213H31ZM49 214V213H48ZM50 214H52V212L50 213ZM65 214V213H64ZM23 215H24V218H23ZM29 215V214H28ZM47 215V214H46ZM53 215V214H52ZM62 215V214H61ZM18 216V215H17ZM40 216V215H39ZM51 216V215H50ZM203 216V215H202ZM232 216V215H231ZM231 216H229V215H223V219L227 222V221H230V223L232 224V223H236V221H238L239 219H240V217H238L239 219H235V218H231ZM35 217V216H34ZM42 217V216H41ZM204 217V216H203ZM218 217V216H217ZM216 217V218H217ZM233 217V216H232ZM244 217V216H243ZM48 218V217H47ZM235 219V220H234ZM149 220V219H148ZM241 220V219H240ZM244 219H242V221H243ZM20 221H18L19 223H20ZM55 221V220H54ZM221 220H220V218H219V222H220ZM260 221V220H259ZM259 221H258V224H260L259 223ZM261 221H263L262 219H261ZM152 222H154L153 221V219L151 220V223H150V225L152 226ZM54 223V222H53ZM149 223V222H148ZM264 223V222H263ZM149 224L147 225V222H146V227H143V228H141L140 226V233L141 232H143L145 229L147 230V228H148V226H150ZM154 225V224H153ZM23 226V225H22ZM18 227H20V226H18ZM12 229V228H11ZM15 229V228H14ZM37 230V229H36ZM256 231L255 232H259V233H263L264 234V224H261V225H259L258 226V228H256L255 229ZM19 231V230H18ZM253 231V230H252ZM138 232V231H137ZM256 233V234H257ZM133 234V233H132ZM135 234V233H134ZM248 234H249V232H248ZM253 234V233H252ZM41 235V234H40ZM258 235H260V234H258ZM251 236V235H250ZM256 236V235H255ZM37 237H39L38 235H37ZM138 238L137 239H139V236H137ZM252 237H253V235H252ZM40 238V237H39ZM143 239H144V237H142ZM20 239V240H19ZM141 239V238H140ZM253 240V239H252ZM35 241V243L36 244H33V242ZM131 241V240H130ZM157 242V241H156ZM162 242L164 243V241H158L157 243H154L155 245H153L152 246V249H153V256H152V264H164L163 262H161L160 260H158L157 258H158V256L161 254V253H164L163 252V250L165 249V246H169V245H166V243L165 244H162ZM258 242V241H257ZM262 243V242H261ZM123 244L125 245V244H128L127 242H126V240H125V242H123ZM259 244V243H258ZM34 245V246H33ZM223 246V245H222ZM36 247V248H35ZM226 247V246H225ZM170 248V247H169ZM42 249H44V252H43V250ZM150 249V248H149ZM151 249V250H152ZM175 249V248H174ZM233 249V248H232ZM30 250V251H29ZM32 250V251H31ZM172 250V249H171ZM234 250H235V248H234ZM241 250V249H240ZM175 251H177V250H175ZM233 251V250H232ZM237 251V253H238V250H236ZM42 252V253H41ZM2 253H0V254H2ZM151 253V254H152ZM172 253V252H171ZM220 253V252H219ZM3 254V255H4ZM46 254V255H47ZM165 254V253H164ZM174 254V253H173ZM224 254H226V253H224ZM230 254V253H229ZM240 254V253H239ZM242 254V253H241ZM53 255V254H52ZM147 255V254H146ZM145 255V256H146ZM220 255V254H219ZM222 255V254H221ZM233 255V254H232ZM244 255V254H243ZM231 256V255H230ZM235 256V255H234ZM143 257V254L142 255H139V254H135L134 255V259L137 261V262H139V263H142L143 262V259L144 258H142ZM157 257V258H156ZM235 257H237L238 259H241V257L242 256H240V258H239V255H237V256H235ZM43 258V257H42ZM233 261H239V260H237L236 258L233 260ZM79 262V261H78ZM81 262V261H80ZM144 263V262H143ZM239 263V262H238ZM4 264V263H3ZM73 264V263H72ZM80 264V263H79Z\"/></svg>",
  "mask_w": 264,
  "mask_h": 264
},
{
  "label": "snow or ice",
  "instance_id": "3",
  "mask_svg": "<svg viewBox=\"0 0 264 264\" xmlns=\"http://www.w3.org/2000/svg\"><path fill=\"white\" fill-rule=\"evenodd\" d=\"M113 107H115V105H113ZM129 115L134 118L137 114L134 111H130ZM0 264H3V258H0Z\"/></svg>",
  "mask_w": 264,
  "mask_h": 264
}]
</instances>
